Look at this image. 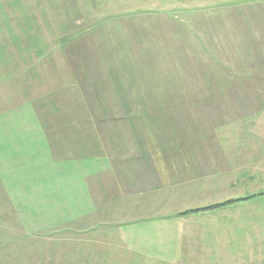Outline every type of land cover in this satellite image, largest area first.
I'll return each instance as SVG.
<instances>
[{"label": "rangeland", "instance_id": "rangeland-1", "mask_svg": "<svg viewBox=\"0 0 264 264\" xmlns=\"http://www.w3.org/2000/svg\"><path fill=\"white\" fill-rule=\"evenodd\" d=\"M248 3L0 0V264H264Z\"/></svg>", "mask_w": 264, "mask_h": 264}, {"label": "crops", "instance_id": "crops-1", "mask_svg": "<svg viewBox=\"0 0 264 264\" xmlns=\"http://www.w3.org/2000/svg\"><path fill=\"white\" fill-rule=\"evenodd\" d=\"M249 3L247 5H249V7L252 8V12H249V14H244L243 17L242 16H238L239 19H243L244 22L246 21L247 25L246 26H238L239 23H237V31L239 30H243V31H247L250 35H254L256 37H258V40H255L254 44H255V48L254 50H248V47L245 45V52L244 51H240V43H237L238 45V49H237V52H242V53H246L247 55H251V53H262V59H263V54H264V0H248ZM255 10L257 12H255ZM255 12V13H253ZM237 20V19H236ZM238 21V20H237ZM258 26V29H255L254 26ZM229 27V26H228ZM234 29V30H235ZM263 32V33H262ZM192 36V33L190 32V34L188 35V37H191ZM202 36H204L202 34ZM211 36L208 37V40H207V45H199V53L201 54H206L207 56H209L210 54V57L213 58V53H217L218 55L220 54L218 49H213L212 46H210V44L208 43V41L210 40ZM262 39V41H261ZM211 41V40H210ZM195 49V48H194ZM187 52V53H191V50L187 49V50H184V52ZM256 54H254V56H252V58L254 57H257ZM216 56V59L217 60H220V57L219 56ZM206 56V58H207ZM253 58V59H254ZM221 64V67L223 68V65L222 63H217V65L213 68L215 69H218L219 66ZM176 68L179 69L180 71H184V73L182 72V74H179L180 71H178L177 75V78L180 79V77H189L186 75L185 71L186 70H190L192 67L189 65V63H186V62H181V61H178L176 62ZM196 68H199V71H205L207 70V66H204V65H199L198 67L196 66ZM259 68V67H257ZM206 73V71H205ZM207 74V73H206ZM237 75V74H235ZM214 76L217 78L218 76V73H215ZM217 84V81L215 82ZM176 84H179V80L176 82ZM184 84V83H183ZM202 84V83H201ZM221 84V83H219ZM178 95H183V94H180L179 92L177 93ZM185 97H179L178 100H182L184 99ZM204 98V97H203ZM186 99V98H185ZM204 99H207V97H205ZM98 125L96 124L93 128L94 130L96 129ZM101 127H104V126H101ZM107 129L108 132H111V129H108L107 127H104ZM107 133V132H106ZM112 153V152H111ZM116 162V160L114 161V159L112 158H109V164L112 165Z\"/></svg>", "mask_w": 264, "mask_h": 264}, {"label": "trees", "instance_id": "trees-1", "mask_svg": "<svg viewBox=\"0 0 264 264\" xmlns=\"http://www.w3.org/2000/svg\"><path fill=\"white\" fill-rule=\"evenodd\" d=\"M215 207L217 208L218 206H213V207H207V208H201V209H198V210H194L195 211L194 213H200V212L209 211L211 209H216Z\"/></svg>", "mask_w": 264, "mask_h": 264}]
</instances>
